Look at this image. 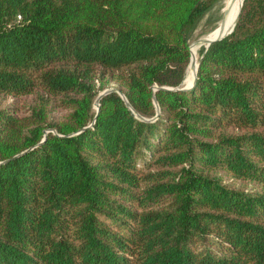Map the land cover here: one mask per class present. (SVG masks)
<instances>
[{"label":"trees","instance_id":"obj_1","mask_svg":"<svg viewBox=\"0 0 264 264\" xmlns=\"http://www.w3.org/2000/svg\"><path fill=\"white\" fill-rule=\"evenodd\" d=\"M214 1L0 0V264H264V0L184 89Z\"/></svg>","mask_w":264,"mask_h":264},{"label":"rangeland","instance_id":"obj_2","mask_svg":"<svg viewBox=\"0 0 264 264\" xmlns=\"http://www.w3.org/2000/svg\"><path fill=\"white\" fill-rule=\"evenodd\" d=\"M231 2H233V0H215L211 4V7L198 20L194 29L191 31L188 42H189V47L191 45V50H192L191 55L194 54L193 59H194L195 64L197 63V61H199V58H200L199 57L200 53L198 50L199 48H201V46H204V45L196 46L195 44H193V42L198 39L206 38L207 36H209L230 15L231 7H232ZM191 70L192 68H191V58H190V62L188 65V72L190 75L192 74ZM188 80L186 84L188 83ZM110 87H117V85L111 83L108 88ZM35 96L36 94H30V95L23 96L20 99H17L19 100L17 104H21V106L23 103L29 104L32 102ZM11 100L12 98L10 97L6 98V101H11ZM67 112L68 111L65 108H62L58 105L49 106V115L51 118L58 119V118L64 117L67 114ZM227 182L234 187H238V188H242L246 190H250L255 187L252 184L248 182H244L242 180H228Z\"/></svg>","mask_w":264,"mask_h":264},{"label":"water","instance_id":"obj_3","mask_svg":"<svg viewBox=\"0 0 264 264\" xmlns=\"http://www.w3.org/2000/svg\"><path fill=\"white\" fill-rule=\"evenodd\" d=\"M242 2H243V0L241 1V5H242ZM239 13H240V10H239V12H238V15H239ZM237 17H238V16H237ZM235 24H236V23H235ZM232 30H233V28H231L229 31H228V30L224 31V28H223V26L221 25V26H219V33H218L216 36H214L213 38H201V39H198V40L194 41L193 44H195V45L197 44V45H199V46L204 45V48L207 49V47L209 46V44H210L211 42H213V41H215V40H218V39L224 37L225 35L231 33ZM190 51H191V45H190ZM190 58H191V56H190ZM189 61H190V60H189ZM198 65H199V61H197V63H196V67H195V75H194L193 82H192L190 85H187V84H185V78H184V80H183V82H182L184 85H183L182 88L187 89V88H189V87H191V86L193 85V83H194V81H195V78H196V73H197ZM179 87H180V86H178L177 88H179ZM177 88H176V89H177ZM111 91H115V92H117L122 98H125L123 92H122L119 88H117V87H110V88H107V89L101 91V92L97 95V97L95 98V100H94V107H95V109H96V112H97L98 109H99V101H100V99H101L105 94H107V93H109V92H111ZM153 99H154V103H155L156 108H157L156 115H155V117H157V114H158V112H159V109H158V105H157L156 99H155V98H153ZM136 116H138V115L136 114ZM140 118H141V117H140Z\"/></svg>","mask_w":264,"mask_h":264},{"label":"bare ground","instance_id":"obj_4","mask_svg":"<svg viewBox=\"0 0 264 264\" xmlns=\"http://www.w3.org/2000/svg\"><path fill=\"white\" fill-rule=\"evenodd\" d=\"M241 1L242 0H233V2H231L232 7H231L230 15L219 25V26L222 25L224 30L227 29V27L230 25L232 21L235 20V18H237L238 12L241 9ZM219 26L206 38H213L214 36H216L219 33ZM196 46H199V45L196 44ZM191 53H192V50H191ZM193 55L194 54L191 55V68H192L191 73L192 74H191V78L188 80L187 85H190L193 82L194 75H195L196 64L194 62Z\"/></svg>","mask_w":264,"mask_h":264}]
</instances>
